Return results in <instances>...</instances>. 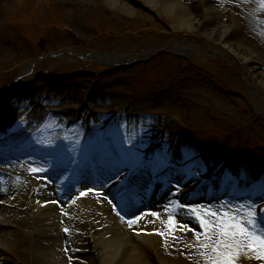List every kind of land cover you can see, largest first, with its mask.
Here are the masks:
<instances>
[{
  "label": "rangeland",
  "instance_id": "rangeland-1",
  "mask_svg": "<svg viewBox=\"0 0 264 264\" xmlns=\"http://www.w3.org/2000/svg\"><path fill=\"white\" fill-rule=\"evenodd\" d=\"M164 1L154 7L144 0H0V138L20 132L23 144L34 139L46 144L34 167L45 170V176L60 167L65 177L52 198L62 191L76 194L90 175L105 177L87 167L95 153L104 159L132 155L133 162L122 163L120 172L150 165L163 174L175 165L202 190L189 197L178 188L165 194L160 214L149 222L157 242L147 254L153 264H162L160 253L169 242L166 258L172 264H211L217 217L238 213V201L251 200L253 194L257 214L264 209V97H256L243 71L224 55L167 50L176 42H213L179 31L162 10ZM170 1L191 10L210 3L216 26L239 22L242 27L233 31L232 40L257 59L264 74V0ZM158 49L169 52L132 66L84 57L91 52L132 57ZM3 101L13 104L12 113ZM175 155L180 157L174 161ZM73 160L79 162L75 173ZM1 183L0 198L17 203L20 196L10 190L7 177ZM31 187L22 193L24 204L38 190ZM214 188L225 192L222 200L212 194ZM103 202L112 207L109 198ZM94 208V203L66 204L73 215L64 229L67 264H79L72 259L75 249L74 257L85 256L84 264H99L90 251L77 249L86 225L80 212ZM25 210L16 213L32 229L15 233L18 238L8 246L11 260L1 264L47 262L34 245L35 218ZM16 213L0 211L10 219ZM201 217L212 225L207 231ZM258 251L242 249L236 264H264Z\"/></svg>",
  "mask_w": 264,
  "mask_h": 264
},
{
  "label": "bare ground",
  "instance_id": "bare-ground-1",
  "mask_svg": "<svg viewBox=\"0 0 264 264\" xmlns=\"http://www.w3.org/2000/svg\"><path fill=\"white\" fill-rule=\"evenodd\" d=\"M144 1L150 6L159 5L158 0ZM163 6L162 10L171 16L179 31L197 33L213 42V45L209 47L192 42H176L170 44L167 49L182 53L207 52L224 55L240 67L247 81L256 89V97L258 99L264 97V74L259 69V62L245 47L232 40L233 31L242 27L239 22L234 25H213L212 20H214L215 14L210 3L195 5L192 10L170 0L164 1ZM101 58L123 62L129 60L130 57ZM3 105L8 109V112H13V104L10 101H3ZM23 140L25 137L20 132L10 138L8 136L0 138V166L2 167L0 168V185L2 178L7 177L10 190L16 191L20 196L17 203L0 198V211L4 213V210L11 209L16 213L17 208L23 207L26 208L27 216L31 214L35 218L34 245L41 252V257L43 256L47 261L44 264H67L68 258L64 251H68L70 246L64 229L73 221L71 211L66 210L68 203L77 204V206L82 203L85 206L94 203L95 207L94 210L83 209L80 212L86 225L85 236L77 246V249H81L79 253L85 254L84 251H90L94 255L92 256L93 261L99 264H153L147 254V248L156 243L157 238L148 230L150 228L148 214L139 215L143 213L142 211L152 208L155 204L153 201L161 199L173 189L178 188L177 190L183 197H189L193 192L202 190L192 183L189 174L185 175L184 172L177 170L175 165L169 167L167 174H162L157 167H155L157 170L154 171L155 168L148 165L139 170L130 169L127 171L128 175L118 184H114V189L112 186L108 188V184L114 179L110 177L95 178L90 175L83 181L81 190L76 194L68 195L62 191V196L52 198L51 191L54 188L57 189L65 181L64 171L62 168L56 167L53 171L48 172L49 176H45L47 172H31L32 168L36 169L34 164L37 163V156L42 152L46 153L47 146L43 142L37 144L39 143L38 139L32 140L29 145L23 144ZM48 153L50 156H54L53 152L48 151ZM117 155L120 157L116 158L111 155L112 159L111 157L104 159L95 153L86 162L87 167L109 176L117 171L114 173V177H116L120 173L119 169L122 163L133 162L132 155L129 158L122 153ZM179 157V155H175L173 160L175 161ZM108 168L112 170H107ZM211 182H213L212 179ZM33 185H36L38 190L34 193L32 201L24 204L22 193L26 188H32ZM109 190H113L112 195L108 194ZM81 193L88 194V198L79 199L77 195ZM212 194L216 195L218 199L225 197L223 190L219 191L215 188L212 190ZM6 196L9 197L7 194ZM107 198L112 199L115 208L105 205L103 201ZM238 205H245V202H240ZM129 208L133 209L129 210ZM120 211L126 213L124 218L128 221L129 226L118 215L117 212ZM1 216L3 215L0 214V264L11 260L8 246H10L9 242L18 238L15 233L22 228L32 229L30 225L25 224L24 215L21 216L22 219L18 217L17 213L13 214L12 219L6 214ZM136 217H139L138 221L135 219ZM142 221H146L147 226L142 227L140 225ZM170 247V243L167 242L165 249L160 253L162 264H172L173 262L166 258L171 252ZM76 254L75 249V252L72 251V259L79 264H84L85 256L83 255L84 258L82 255L75 258Z\"/></svg>",
  "mask_w": 264,
  "mask_h": 264
},
{
  "label": "snow or ice",
  "instance_id": "snow-or-ice-1",
  "mask_svg": "<svg viewBox=\"0 0 264 264\" xmlns=\"http://www.w3.org/2000/svg\"><path fill=\"white\" fill-rule=\"evenodd\" d=\"M33 170L42 171L43 169ZM237 207L238 213H224L222 217H217L219 222L215 226V234L218 239L213 247L214 255L209 258L211 264H236L242 249H258L257 259H264V223H262L264 221V209L258 215L255 210L256 205L251 200L246 201L245 205H238ZM195 214L200 216L199 212ZM210 215L216 216L217 214L210 213ZM135 219L138 221L139 217ZM200 219L206 231L212 227L203 217ZM209 239L211 238L209 237ZM208 246V244L204 245L205 248Z\"/></svg>",
  "mask_w": 264,
  "mask_h": 264
},
{
  "label": "water",
  "instance_id": "water-1",
  "mask_svg": "<svg viewBox=\"0 0 264 264\" xmlns=\"http://www.w3.org/2000/svg\"><path fill=\"white\" fill-rule=\"evenodd\" d=\"M41 48L44 47V42L42 41L41 44H40ZM169 50V49H167ZM167 50H164V49H160V50H152V51H148V52H144V53H141V54H134L132 57L128 58L129 60H125L123 61L122 63H127L129 65H134V64H137L139 62H143V61H146L147 59H150L151 57L161 53V52H166ZM92 56H95L97 58H101V57H113V56H120L121 58H126L127 56L126 55H117V54H102V53H97V52H91L87 55H84V57H92ZM79 57H82V56H79ZM103 59V58H102Z\"/></svg>",
  "mask_w": 264,
  "mask_h": 264
}]
</instances>
